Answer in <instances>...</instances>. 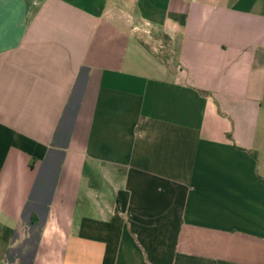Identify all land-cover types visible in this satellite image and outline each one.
Instances as JSON below:
<instances>
[{"label":"crops","instance_id":"0c3cea01","mask_svg":"<svg viewBox=\"0 0 264 264\" xmlns=\"http://www.w3.org/2000/svg\"><path fill=\"white\" fill-rule=\"evenodd\" d=\"M0 264H264V0H0Z\"/></svg>","mask_w":264,"mask_h":264}]
</instances>
